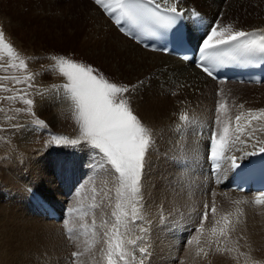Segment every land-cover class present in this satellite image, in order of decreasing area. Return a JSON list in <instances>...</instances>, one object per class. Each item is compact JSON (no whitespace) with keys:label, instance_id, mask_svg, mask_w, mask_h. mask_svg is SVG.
Returning <instances> with one entry per match:
<instances>
[{"label":"bare ground","instance_id":"1","mask_svg":"<svg viewBox=\"0 0 264 264\" xmlns=\"http://www.w3.org/2000/svg\"><path fill=\"white\" fill-rule=\"evenodd\" d=\"M181 4L187 9H195L200 13V17H198L196 21L186 18L187 24L194 28L197 34H199L200 40L205 38L211 24L217 22L214 20L215 18L211 17V13H216V11H218V13L219 11H224V16H227L229 12H232V15L237 16L235 18H230V22L229 20L218 22L221 26H226V23H229L233 24L234 28L238 30L242 29L245 32L252 29H264V19L256 20L243 25L240 23L237 24L235 21L238 20L240 14H233L236 10L234 9L235 4L233 0H181ZM100 11H102L101 8L97 9L95 14L100 15V17L102 16L101 18L104 22L103 29H109V33L113 36L112 43H114L117 48L116 51H123L127 56H129V58L135 60L134 63H137V66L138 64H141L142 69L145 71L144 73L142 72V80H144L146 84H151V87L141 93L143 99L137 98L133 101L138 114L142 116L147 124L155 127L159 135V151L152 157L151 175L148 179V194L155 200V204L151 206L149 212L147 213V215H150L152 221L151 232L149 237H146L149 241L151 249L150 264H178V261H182L183 264H197L204 260L202 258H205L204 252L209 253L206 257L207 259H211L214 255L219 256L213 259L212 263L208 261V264H264V231L262 229H257L256 227L253 229L247 228L241 232H237L231 229L233 226L232 222L228 219V222H225V216H227V213H230V211H233L236 207L240 206L243 201H248L249 206L252 204L251 206L255 208V205H257V203H255V199L258 195L238 194L225 187L224 183H222L223 177L228 172V167L225 161H221V169L216 171L214 174L209 173L207 167L208 142L211 138V134L213 132L218 133L217 139H219V136L223 134V128L225 126L229 128L230 135V151L226 153V155L239 156L241 155L242 149L246 151H253L255 150L254 146L258 148L260 145L257 144V141L264 143V119L252 121L251 126L243 133L242 140H237L238 134L235 132L237 124L235 117L237 115L241 112L247 115L249 110L264 109V83L256 85L245 83L238 84L232 82H215L202 75L198 70L193 68L190 63H184L173 56L141 48L131 39L120 34L113 25L114 20L112 18H108L107 14H104L106 16L105 17ZM75 19L77 18L74 17V19H72L73 22ZM93 34L95 35L96 33ZM96 43L97 42H95V45ZM100 48H102V46ZM115 56L117 57V55ZM124 57L126 60V56ZM140 69L141 68H139V70ZM172 93L175 94L173 95ZM59 99L60 96L58 97V100ZM69 99L70 97L68 100ZM69 101L68 103L67 101L65 103L62 101V105L56 107L51 105L53 107L50 109V112L54 116H52V124L55 123L54 127L59 126V119H55L56 114L64 115L62 118L63 121L66 119L65 117L67 114L72 116L74 113L76 114L74 102ZM218 104L225 105L220 109L219 123L216 122ZM240 105H243V107L241 108ZM35 108L37 112L41 110L40 106L37 104ZM183 109H186L184 114L188 112L191 119L199 118L203 124H201L197 130H194L189 134L186 142L187 144L184 148L186 151L185 156L187 157L186 167L176 171L173 166V160L170 158V154L172 149H177L176 146H178V144H175V137H177V133L175 134V130L178 124V127L182 132L181 126L183 123H181L180 116L184 114L181 113L177 116L176 112L175 116H173V112L176 110L181 111ZM50 112H48V114ZM70 119L71 118L69 117L68 120ZM75 121L76 123L73 128L75 129L74 135H78V124L76 118ZM245 123L246 121L242 117L240 124L243 126ZM68 124L70 123L68 122ZM29 128L30 130L33 129L31 127ZM201 128H203L202 132H200ZM54 129L56 130V135L58 133L63 134L62 129L61 132L56 128ZM26 134L29 133L26 131ZM183 140H185V138ZM243 141H247L246 148ZM26 154L28 153L26 152ZM176 154L178 155V153ZM47 157L38 158L37 160L29 162L30 164L28 163L30 165V170L32 171V175L30 176L35 179V181L32 184L30 181L27 183L31 189H36L35 192L33 191L34 195L32 197H35L38 202L37 217L39 218L28 215L26 213L28 212L27 207H24L23 213L26 216V220L28 219L29 222L22 220L25 216L20 219L18 217L22 215L17 214L18 217L15 218L18 228L15 231L10 225V220L6 219L5 216L7 215L0 216V264H18L16 261L18 255L16 253H21V251L17 250L15 247L18 244H25L27 248L28 255L25 254V256H27L25 264H32L30 263V256L32 253L51 248L53 236H57V234L61 232L60 226H63L64 219L67 218L69 220L67 227L72 225L70 222L74 224L77 221V216H74V219L71 220L70 214L62 215L64 214L65 207L68 210L65 203L69 204L72 202L74 207L80 206L86 211V214L84 213V216L78 220H81V224L83 225L88 222L86 226H89L90 229L85 231L89 234L88 237L96 238L97 240L99 233H102V237L103 232L106 230L105 228L100 227L102 218L110 219L114 222V218L111 214L113 211H116V188L118 187L114 181L112 183H107L99 178L93 180L92 176L89 174L87 164L88 157L82 158L84 157L82 155V157L80 156L81 158H77L75 155V158L78 160L76 159L77 161L75 163H70V165L67 166V169L72 171L75 176L80 174L86 175V182L80 183L81 186L79 189L81 188V190L77 192L75 200H73V198L71 200H67L66 187L64 186L65 184L60 187L56 186L53 180L49 183L45 181V176L41 171V167H45V170L48 167L49 161L47 164ZM165 157L168 159H165ZM1 170L3 169H0V171ZM2 172L3 171H1V173ZM3 173L5 174L7 172ZM4 180H7L6 175ZM14 181L20 187L23 185L22 188L25 189V181L18 180L17 178H15ZM162 184L164 185L163 188L161 187ZM153 186H155V191H153ZM16 190L18 191V189ZM25 197L31 198L30 195H26ZM213 202L215 203L216 212L214 214L211 213V216L204 220L205 223L203 228L199 232L194 230L192 231V227L198 225L199 221L202 219L201 213L204 211V205L207 204L209 210H211L210 208H212ZM46 205H52L60 211L61 218L57 222L49 220L41 215V212ZM93 205H102V208L93 207ZM9 207L11 210V206ZM157 209H160V211ZM15 213H17V211ZM8 215L11 216V214ZM161 215L163 216V219H161ZM40 216L43 220H40ZM93 219L96 220L95 229L92 224ZM139 223L140 222L138 221L137 224ZM258 224L256 225L258 226ZM26 225H28L26 228V230L28 229L27 233L32 234V237L27 238L26 241L21 243L20 235H23L21 232H23V228ZM261 225L258 227H261ZM54 228L57 229L54 230ZM221 228L225 229L228 233L226 237L221 236ZM11 231L13 233H11ZM41 234H49V248H42L39 244L34 242ZM63 235H65V233ZM73 235H75L73 241L76 247L81 246L84 250H89L86 251V254L83 250L84 254L79 258L77 264H98V262L99 264L101 262L102 264H106V261L103 259L96 262L95 259L89 257L91 249L87 246V240L84 241L80 236H77L75 226H73ZM137 235H140L139 229L138 227H134L131 238H135ZM101 237L99 241L102 244ZM188 237H190V240L192 241L190 244L186 243ZM38 240L40 241V239ZM141 246L144 245L141 244ZM99 247L101 246L99 245ZM129 247L131 248V246ZM217 247L221 249H231V251L217 253ZM201 249H203V252ZM50 251L51 250L47 251L46 254L50 253ZM64 253L62 255H64ZM137 259H139V256H137Z\"/></svg>","mask_w":264,"mask_h":264},{"label":"snow or ice","instance_id":"2","mask_svg":"<svg viewBox=\"0 0 264 264\" xmlns=\"http://www.w3.org/2000/svg\"><path fill=\"white\" fill-rule=\"evenodd\" d=\"M94 4L115 21L120 32L135 39L132 29H139L147 32L150 36L156 37L161 32H170L177 22L184 18L200 17L195 9H187L181 4V0H94ZM128 23L131 28L125 29L124 24ZM0 48L7 51L9 56L14 54L11 44L5 42V33L0 31ZM227 49V51H225ZM170 53L168 48L153 49ZM230 56L237 59V56H259L264 60V30L245 32L238 30L233 25L221 26L220 23L211 24L207 35L199 48V60L196 66L208 77L215 78L212 70L216 64H223L224 57ZM19 67L27 71L28 64L24 59H19ZM56 62L59 74L65 78V83L54 91L59 93L63 90L65 95H70L75 104L78 124V138L70 139L63 135H52L48 142L49 146L73 147L86 149L88 156L89 174L93 180L101 179L107 183L113 181L118 185L116 188V211L112 212L113 220L101 219L100 227L105 228L101 237L102 246L97 250L102 253V259L106 264H150L151 249L149 237L151 232V217L147 215L155 200L148 194V179L151 175L152 157L157 154L159 135L157 130L147 124L136 111L133 101L137 98L143 99L141 95L150 83L140 80L135 84L118 83L109 80L105 74L100 72L91 64L77 62L64 56H52ZM184 59H189L184 56ZM3 65H0L2 67ZM38 73H28L23 83L28 89L35 88V79ZM17 83H22L17 81ZM45 99V93H36ZM173 95L175 93H172ZM54 99V97H48ZM5 99H20L25 108L16 109L17 112H26L31 115L35 126L48 127L35 111L38 103L29 91L19 90L17 97H5ZM224 104H218L217 120L220 122L219 112ZM242 108L243 105H240ZM242 117L246 123L242 126ZM15 120V117H10ZM264 119V109L249 110L247 115L241 112L235 117L237 122L235 132L237 140H242L243 133L251 126L252 121ZM181 121H186L187 116H180ZM13 133L25 131L26 125L17 122L10 123L8 128H0V131ZM218 133H212L208 145L207 159L214 165V171L221 169V161H225L229 171H235L240 163L250 155L264 154V143L257 141L260 146H254L253 151L241 150V155H226L230 151L229 128H223V134L217 139ZM245 148L247 141H243ZM165 159H168L165 157ZM176 169L183 166L179 162H173ZM102 170V172H101ZM219 178V177H218ZM81 184L76 186L78 190ZM163 188L164 185L162 184ZM155 191V186H153ZM255 203L264 204V192L259 193ZM101 207L102 205H93ZM160 211V209H157ZM75 209H69L71 213ZM211 212H216L215 203ZM209 207L204 205V212L199 227L194 231L199 232L203 228V221L208 218ZM161 219L163 216L161 215ZM140 222L137 224V222ZM227 223V216H225ZM67 238L73 240V229L67 227L69 220L64 219ZM93 228L96 227V220L92 221ZM134 227H138L140 235L131 238ZM221 236H227L225 229H220ZM195 238V237H193ZM191 240L186 243H191ZM143 244L144 246H141ZM131 246V248L129 247ZM85 251H89L85 249ZM203 252V249H201ZM231 249L216 248L217 253L229 252ZM81 251L71 253L72 264H77L83 255ZM209 253L204 252L207 257ZM139 256V259H137ZM99 264V262H98ZM178 264H183L178 261Z\"/></svg>","mask_w":264,"mask_h":264},{"label":"rangeland","instance_id":"3","mask_svg":"<svg viewBox=\"0 0 264 264\" xmlns=\"http://www.w3.org/2000/svg\"><path fill=\"white\" fill-rule=\"evenodd\" d=\"M233 1L235 4L234 9H236L233 14H240L238 20L235 21L237 24L240 23L241 25H243L254 22L256 20L264 19V0ZM106 2L111 3L112 0H106ZM99 8L100 7L93 4L91 0H0V31H3L5 33V42L11 44L14 49V54L12 56H9L6 50L0 48V65H3L2 67H0V128H8L9 124L13 122H17L27 126V129L25 131H17L15 133H13L11 129H9L8 131H0V169H3L1 170L3 172H7L4 174L0 171V180H4L6 175L7 180L4 181L8 182L6 183L2 180L0 182V206L1 208L3 207L2 209L0 208V216L7 215L5 217L7 220H10V225L15 231L18 228L15 217H18V215H22L18 217L21 219V217L23 218L25 216V214L23 213L24 207H27L28 212L26 213L28 215L37 217L38 214V202L35 197H32L36 189H31L29 187V184L27 183L28 181H30L32 184L35 181V179L30 176L32 175V171L30 170L29 162L37 160L38 158L48 156V167L46 168V170L45 167H41V171L45 176V181L49 183L53 180L55 185L60 187L65 184L64 186L66 187L67 200H71L72 198L73 200H75L77 192L81 190V188L77 190L76 186L79 183L86 182V175L80 174L78 176H75L72 171H69L67 169V166H69L70 163H75L78 160L77 158H81L82 155L84 156L82 158L88 157L86 155L87 150L73 148L70 146V148L57 147L55 145L49 146L48 144V142L51 140L52 135H56V130L54 128L58 129L60 132L61 129L63 130V134L58 133L57 135L67 136L70 139L78 138V135H74L75 129H73L76 123L75 118L77 119V115L75 113L73 116L67 114L64 121L62 120L64 115L56 114L55 119H59V126L54 127L55 123L52 124L54 116L53 114H51L50 109L53 106L56 107L62 105V101L63 103H65L66 101L68 103L69 100V102L73 101L71 100L70 95L64 94L63 90H61L59 93L53 90L54 86L55 88H59V86L63 85L66 81L65 78L59 74V71L55 66L56 62L53 61L51 57L54 55L64 56L68 59H73L80 63L91 64L100 72L105 74V76L109 80L118 83L135 84L143 79L142 72L144 73L145 71L144 69H142L141 64H138L137 66V63H134L135 60L129 58V56H127L123 51H116L117 48L115 44L112 43L113 36H111V33H109V29H103L104 22L102 21V16L100 17V15L95 14L96 10ZM100 12L103 15L105 14L103 11ZM74 17L77 19H75L73 22L72 19H74ZM107 17L110 18L108 15ZM211 17L215 18L214 20L217 22L224 20H229L230 22V18H235L237 16L232 15V12H229L227 16H224V11H219V13L218 11H216V13H211ZM100 21L103 22V25ZM226 24L228 25L229 23ZM100 31L104 34H101ZM91 32L96 34L94 35ZM95 42H97L96 45ZM101 46L102 48H100ZM115 55H117V57ZM17 56L19 57V59H24L26 61V63L28 64L27 71L19 67V60L17 59ZM124 56H126V60ZM132 65H134L135 67ZM138 67L142 70H139ZM28 73H38L34 82L35 88L33 89H28L23 83V81L26 80ZM17 81H21L22 83H17ZM21 89L31 92L32 96L37 100V105L40 106L41 110H39L38 112L35 110L36 114L47 123L48 127L45 128L35 126L32 122V117L30 114L26 112L16 111V109L18 108L22 109L26 107L23 104L22 100L5 99V97H17L19 90ZM38 91L44 92L46 98L41 99V97L36 94ZM59 96L60 99H62H59L60 101L58 100ZM48 97H54L55 99ZM69 97L70 99L68 100ZM183 110H176L175 112H173V116H175L176 112L177 116H179L181 113L184 114L186 109ZM47 111L50 113L48 114ZM188 114V112L184 114L187 116V120L181 121V123H183L181 126L182 132L180 131L178 124L175 130V134L177 133V137H175V144H178V146L180 147L176 146V150L170 149V158L173 160L171 161L179 162L183 166L182 168L186 167L187 163V157L185 156L186 151L184 149L185 145L187 144V138L189 137L190 133H192L194 130H197V128L201 124H203L201 123L199 118L191 119ZM10 117H15V120H10ZM69 117L71 118L70 120H68ZM68 122L70 124H68ZM29 127L33 129L30 130ZM202 129L203 128H201L200 132H202ZM26 131L29 134H26ZM184 138L185 140H183ZM26 152L28 154H26ZM176 153H178V155ZM75 155L77 158H75ZM14 166H16L17 169ZM177 170L180 169H176V171ZM15 178L25 181V189L22 188L23 185L22 187H20L16 184V182L14 181ZM16 189H18V191ZM26 195H30L31 198H26ZM72 204V202L69 204L65 203V205L68 207V210L75 209V211L69 213L67 208L65 207L64 214L62 215L70 214L71 220L74 219V216H77V221L74 224L70 222V224L72 225H70L69 227L73 229V226H75L77 236H80L84 241L87 240V246L91 249L89 257L95 259L97 262L102 259V253H99V251L97 250L99 248V245L102 246L101 242L99 241L102 233H99L97 240L96 238L88 237L89 234L85 232L87 229H90L89 226H86L88 222L87 224L85 223L83 225L81 224V220H78L81 219L82 216H84V213L86 214V211L82 209V207H74ZM251 205L249 206L248 201H243L240 206L236 207L233 211H230V213H227V219L233 223V226L231 228L232 230L241 232L242 230L247 228L253 229L257 227V229H262L264 231V204H257L255 205V208ZM9 206H11V210L13 208L12 212ZM16 211L17 213H15ZM209 213L210 214L208 215V217L211 216V210H209ZM8 214H11V216ZM41 218L42 217L40 216V220H43V218ZM22 220L29 222L28 219L26 220V216ZM200 222L201 221H199L198 225H200ZM204 223L205 221H203V225ZM256 224H258V226H260L261 224L262 225L261 227H258ZM198 225H195V227L193 226L192 231L194 230V228L199 227ZM27 226L28 225L24 226L23 228L26 233L22 229L23 232L21 233L23 235H20L21 243L26 241L27 238L32 237V234L27 233ZM56 229L57 228H54V230ZM60 231L61 232L57 234V236H53L51 248H49V234H41L35 239L34 242L39 244L40 247L49 249L44 251L39 250L38 252L32 253L30 256V263L72 264L71 253L73 251L79 250L84 253V248H82L81 246L76 247L74 245V241H70L67 238L66 226L64 224L63 226H60ZM13 232L11 231V233ZM64 233L65 235H63ZM74 237L75 235H73V238ZM38 239H40V241ZM187 239L190 240L191 238L188 237ZM15 247L17 250L21 251V253H16L19 256L18 257L16 255L17 263L25 264L27 257L25 256V254L28 255L25 244H18ZM49 250H51V254H46V252ZM63 253L64 255H62ZM86 253L87 252L85 251V254ZM217 257L219 256L214 255L211 259L202 257L205 261L202 260L197 264H208V261L212 263L213 259ZM100 264H102V262Z\"/></svg>","mask_w":264,"mask_h":264}]
</instances>
